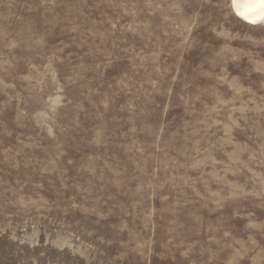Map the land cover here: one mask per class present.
<instances>
[{
    "label": "rangeland",
    "instance_id": "obj_1",
    "mask_svg": "<svg viewBox=\"0 0 264 264\" xmlns=\"http://www.w3.org/2000/svg\"><path fill=\"white\" fill-rule=\"evenodd\" d=\"M0 264H264V27L0 0Z\"/></svg>",
    "mask_w": 264,
    "mask_h": 264
},
{
    "label": "bare ground",
    "instance_id": "obj_2",
    "mask_svg": "<svg viewBox=\"0 0 264 264\" xmlns=\"http://www.w3.org/2000/svg\"><path fill=\"white\" fill-rule=\"evenodd\" d=\"M260 5H264V0H229L232 16L241 24L254 28L264 27V17H261ZM254 18L257 19L254 21Z\"/></svg>",
    "mask_w": 264,
    "mask_h": 264
},
{
    "label": "clouds",
    "instance_id": "obj_3",
    "mask_svg": "<svg viewBox=\"0 0 264 264\" xmlns=\"http://www.w3.org/2000/svg\"><path fill=\"white\" fill-rule=\"evenodd\" d=\"M260 7V9H261V17H264V6H259ZM255 19H257V18H254V21H255Z\"/></svg>",
    "mask_w": 264,
    "mask_h": 264
},
{
    "label": "snow or ice",
    "instance_id": "obj_4",
    "mask_svg": "<svg viewBox=\"0 0 264 264\" xmlns=\"http://www.w3.org/2000/svg\"><path fill=\"white\" fill-rule=\"evenodd\" d=\"M261 6H264V5H261ZM243 14V13H242ZM254 22V21H253Z\"/></svg>",
    "mask_w": 264,
    "mask_h": 264
}]
</instances>
